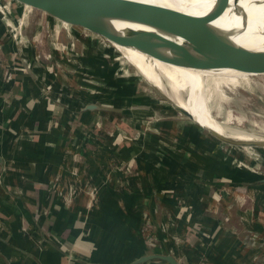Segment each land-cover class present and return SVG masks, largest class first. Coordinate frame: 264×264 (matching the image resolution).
I'll return each instance as SVG.
<instances>
[{"label":"crops","instance_id":"1","mask_svg":"<svg viewBox=\"0 0 264 264\" xmlns=\"http://www.w3.org/2000/svg\"><path fill=\"white\" fill-rule=\"evenodd\" d=\"M97 44L79 45V56L55 52L61 64L52 70L37 62L38 51L46 48L36 44L23 52L35 68L18 70L20 52L0 16V264H171L157 258L134 263L150 254L141 239L145 214L155 223H174L167 233L159 224L163 247L157 249L179 264H264V187L255 190L246 212L240 183L223 186L220 201L232 213L220 226L209 211L215 187L208 179L230 176L226 158L214 173L206 161L215 151L188 150L189 157L206 160L193 167L195 174L212 171L206 179L186 178L167 163L168 151L151 148L149 135L137 146L130 136L115 134L114 115L121 108L132 106L137 110L131 115L142 117L145 100L155 97L139 84L129 94L114 89L112 67L104 63L103 69ZM166 126L180 132L157 134L164 144L190 140L188 135L202 130L192 125L183 134L186 124ZM159 128L160 134L168 129ZM148 157L157 158L156 165ZM188 205L196 210L193 222L212 237L199 240L187 230L180 206Z\"/></svg>","mask_w":264,"mask_h":264},{"label":"rangeland","instance_id":"2","mask_svg":"<svg viewBox=\"0 0 264 264\" xmlns=\"http://www.w3.org/2000/svg\"><path fill=\"white\" fill-rule=\"evenodd\" d=\"M183 2L185 4L191 3L195 6V9H193L191 14L204 15L209 12L208 9L213 8L210 0H183ZM16 4L17 3H13V5ZM13 5H11L12 9L14 7ZM33 11L35 12H32L31 15L25 14L22 17L20 16V14L16 12V10L14 9L12 10L13 15L18 19V22H20L21 17L23 18L22 20L24 21V23L20 32L22 37H24V43L25 41L27 43V46L25 48L31 49L36 44H40L38 45V47L42 46L46 48L45 51L44 49L38 51L40 53H38L37 55V60H38L37 62L44 61L45 63L50 65V66L48 65L49 69L51 70L56 69L61 64V58H57L54 55V53L56 52L62 54L63 51L61 49V46L67 45V47H65L64 50L65 52L70 51L69 54L70 56H72V54L79 56L82 53L79 50V45H81V47L85 49H91L89 44H92L93 42L95 43V40H98L97 45L100 47L99 53H101L100 54L102 60L101 65L103 66V69L106 68L103 65L104 63L112 67L111 75L112 77H114V79L111 80V83H113L112 87L114 89L119 90V93L121 94L125 92L129 94L131 92L130 90L139 84L142 85V87H144L146 90L148 88V90L152 93V96L155 97L154 100H145L147 102L143 104L144 106L142 107V110L145 111L146 114L142 117L137 118L136 116L131 115V113H136L135 111L137 110L136 108H135L136 110H134L133 109L134 107L132 106L121 108V110L118 111L117 115H114L117 116L116 117L117 119L115 120L116 122H118V126H119L117 133L115 134H118L119 136H121L120 134L130 136L131 138H133L134 145L137 146L143 145L142 143L143 141L141 140V138L147 137L149 135V138L147 139L151 141L150 143L151 148L157 146L160 149H165L166 151H168L172 157L166 158L167 163L171 167L176 169V172L180 171V173H182V176L186 178H189V176L194 177V175H198L197 178L203 177L206 179L209 178L212 170L220 172L219 171L221 169L220 163L222 161V156H223L228 161V167L225 168V173L230 174V176H222L220 174H216L214 176L212 175L213 176L212 179H208L214 182V187H215L212 193L215 202L211 206H208L209 211L218 219V224L220 226L224 224L221 221L227 222L232 213L230 210L232 206L222 207L220 201L222 199L221 190L223 186L224 187L231 186L234 184H238V182L240 183V187L238 190H240V193L245 194L244 202H246L245 204L246 212L252 210V207L249 204V202L251 201L250 199L253 200L255 190L258 187L260 186L264 187V182H263L264 181L263 180L264 179V144L263 143L256 146H241V145H234L221 141L215 135H213L208 129L199 125L201 124L200 122H195L186 115L175 110L171 102H169V100L164 95L163 90L159 89L158 87H157L158 89L154 87L152 83L149 82L141 74L140 70L137 69L134 63H132L131 60L130 62L128 61L127 57L120 49V47H125V46H121L113 42L111 44L109 41L105 40L104 38H101L96 34H92L94 35L92 36L89 31L74 26L70 28L71 29L70 31L64 30L66 31L64 32L66 34H64L65 36L62 40V37L60 35L62 29L53 26L54 24L51 23V22H56V19L51 18L49 16H42L40 11L38 12V10H33ZM36 13H40V14H36ZM2 20L4 21L7 27V31L10 32L11 27L7 24L4 18H2ZM212 23L227 32H229L230 30L229 33L231 34L232 39L235 42L237 41L239 33L236 32L234 29L231 30L227 25V22L223 20L220 16L217 19H215ZM48 24H50L53 27H48L49 26ZM88 41H90L89 44L87 43ZM71 42L75 44L72 47H71ZM249 44L252 49L264 50V47H261L262 45H264V41L262 43H259L258 41L254 40L251 41ZM129 48L138 50L133 47H129ZM26 53L27 52H25V55ZM25 57L27 59V55ZM106 59H108V61H106ZM34 64L35 63L33 62L32 69L35 68ZM142 87L139 88L140 91H142ZM221 88H222L221 90L223 93V98H220V96L217 95L215 96V98H213V100H211L214 116H216V118L219 121L228 125L232 129L253 135L264 136V117H263L264 116V76L250 75L248 76V78H243V79L241 78V80L239 79L238 81H236V83H223L221 85ZM122 96L124 97L125 94ZM241 99L243 100V102ZM119 100L121 101H117V103L121 105V103L126 102L128 99L125 97L124 99H119ZM238 100L241 101L239 102ZM248 102H250V104ZM170 107L174 109L175 112L170 110L169 109ZM103 112L112 114L111 110L109 111L103 110ZM175 113H177L178 115H176ZM101 116L102 118H104V115ZM177 116H179V120L175 118ZM230 116H231V121H227L228 117ZM170 124L188 125V129L187 127L180 128L182 129L183 134H188L190 127H193L192 125H196L202 130H199L200 132L198 131L197 136L196 134H192L191 136L188 135L187 137L190 140H187L185 138H179V139H175L174 140L175 142L173 141L168 142V144L161 143L160 140L158 142L159 137L156 136L157 134L167 137H174L173 136L174 134L175 135L179 134L180 132L179 130H177V132L179 131L177 133L176 130L169 128L170 126H166ZM160 125H162V127L165 126V128H168L167 131H164L165 134H160L159 131ZM163 136H161V139L163 138ZM180 136L181 133L177 137ZM167 137L165 139H168ZM180 139L184 141L182 144L181 142H179ZM200 148H205L209 150L212 149V151H215L214 157L212 158L209 157L211 160L206 161L205 159L197 158V156L194 154H190L191 155L190 157L188 156L187 154L188 150L191 153L192 150L200 149ZM145 160L150 164V166H153L156 165L158 159L155 157H148ZM200 160L206 161L208 168L212 170H209L206 174L205 173L195 174L193 172V167L196 165L200 166L199 164ZM165 165L168 166L167 164ZM215 171L214 173H216ZM263 193L262 195H260V198H264ZM180 212H181L180 213L181 217L185 218V221L187 220L186 222L188 224L187 230H189L191 234L196 235L195 237H198L199 240H201V238L203 239V238L212 237L211 232L207 231L206 227L193 222L192 217H193V213L196 212L195 207H193L192 205L180 206ZM145 215L144 217L147 219L140 226L141 239H142V243L144 244L143 246H145L147 250L149 249L150 254H163L159 252L157 249L163 247L162 245L163 241L162 239L158 238V234H157L159 224L161 230L167 233L169 232L170 228L173 227L174 223L169 220L166 223L164 222L155 223L152 220H150L148 216ZM246 234L249 239H253L255 237V233L250 231V229H247ZM133 259L134 261H136L138 258L135 257Z\"/></svg>","mask_w":264,"mask_h":264},{"label":"water","instance_id":"3","mask_svg":"<svg viewBox=\"0 0 264 264\" xmlns=\"http://www.w3.org/2000/svg\"><path fill=\"white\" fill-rule=\"evenodd\" d=\"M230 2L231 0H217L215 7L208 13L194 15L140 0H0V16L9 26L22 29L23 15H31L35 12L33 10H38L42 16L56 19V22L49 20L55 27L66 31H70L72 26L80 27L111 44L113 42L133 47L178 66L201 70L235 69L264 73V50L250 49L238 44L229 32L212 23L223 14ZM11 5L22 16L20 22L13 15ZM114 21L127 22L132 26L125 31H118ZM171 104L175 110L194 120L185 107L173 101ZM89 107L94 108V105ZM209 131L226 143L241 146L261 144L238 142L215 131ZM155 258L179 264L170 254H148L134 263Z\"/></svg>","mask_w":264,"mask_h":264},{"label":"bare ground","instance_id":"4","mask_svg":"<svg viewBox=\"0 0 264 264\" xmlns=\"http://www.w3.org/2000/svg\"><path fill=\"white\" fill-rule=\"evenodd\" d=\"M140 1L172 7L190 14L195 9L193 4H185L183 0ZM210 2L215 7L217 0H210ZM210 10L208 9V11ZM220 17L227 22L231 30L234 29L239 33L236 41L238 44L252 49L249 44L251 41L256 40L259 43L264 41V0H231L228 8ZM113 23L118 31H125L132 26L127 22L114 21ZM261 47H264V45ZM120 49L128 61L130 62L131 60L154 87L163 90L164 95L170 100L169 102L173 101L185 107L193 115L194 121L201 123L199 125L234 141L264 144V136L238 131L219 121L213 114V106L211 104V100L215 96L218 95L223 98L221 90L223 83H236L241 78H248L250 75L264 76V73H251L235 69H194L164 62L140 50H134L129 47H120ZM248 103L250 104V102ZM227 121H231V116L228 117Z\"/></svg>","mask_w":264,"mask_h":264},{"label":"built area","instance_id":"5","mask_svg":"<svg viewBox=\"0 0 264 264\" xmlns=\"http://www.w3.org/2000/svg\"><path fill=\"white\" fill-rule=\"evenodd\" d=\"M10 27H11V30H10L9 33H10L12 39L15 41V43H16L18 49H19V52H20L19 53L20 54V58L16 62V68L18 70H22V71H29V70L32 69V62H30L29 60L26 59L25 56H23L24 48L27 46V43H26V41L24 43V37H22L21 32H20L21 29L17 30L16 27H13V26H10ZM73 45H75V44L73 42H71V47ZM65 47H67V45L61 46V49L63 51L62 54L67 55V54H69L68 52H70V51L65 52V50H64ZM74 55L72 54V56H74Z\"/></svg>","mask_w":264,"mask_h":264}]
</instances>
